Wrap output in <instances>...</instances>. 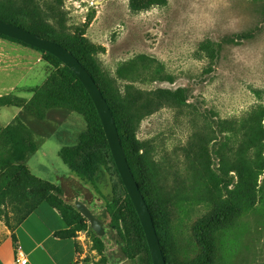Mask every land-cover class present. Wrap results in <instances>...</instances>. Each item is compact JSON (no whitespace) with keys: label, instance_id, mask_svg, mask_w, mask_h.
Instances as JSON below:
<instances>
[{"label":"rangeland","instance_id":"374dc122","mask_svg":"<svg viewBox=\"0 0 264 264\" xmlns=\"http://www.w3.org/2000/svg\"><path fill=\"white\" fill-rule=\"evenodd\" d=\"M134 1L140 0H0V15L83 59L134 149L169 264H264V0H151L160 4L146 9L134 8ZM4 41L31 53L27 67L17 65L25 54L15 49L0 59V68L12 72L7 84L18 86H0V97L29 101L53 76L57 84L64 81L43 54ZM19 109L0 107V132ZM52 119L54 134L39 140L27 165L63 188L72 204L79 193L101 217L103 237L91 227L79 232L84 260L150 264L115 163L98 162L100 194L59 156L62 147L93 136V121L78 113ZM93 152L98 148L86 153ZM244 168L250 174L240 192L238 170ZM38 190L19 169L0 164L1 209L11 231L31 211ZM108 202L123 213V235L110 227ZM222 211L228 219L217 220L207 237L197 231ZM5 230L0 220V243ZM209 245L212 258L205 256Z\"/></svg>","mask_w":264,"mask_h":264},{"label":"trees","instance_id":"16d2710c","mask_svg":"<svg viewBox=\"0 0 264 264\" xmlns=\"http://www.w3.org/2000/svg\"><path fill=\"white\" fill-rule=\"evenodd\" d=\"M167 3L168 0H162V4L165 5ZM155 4H160V3L151 2V0H148L146 2L140 0L138 2L134 1L133 7L136 9H146L149 6ZM0 20L6 21L8 23L26 29L24 25L16 21L14 18L9 19L5 16L0 15ZM30 32L38 34L43 38L49 39L34 31H30ZM0 39L14 42L40 52L41 54H43V58L46 62L52 63L58 68L60 72V77L61 79L64 80L63 82H61V84H57L58 83V79L56 78L57 75L56 77L53 76L54 78L52 80H48L45 85L34 91V94L29 101L20 97H16L13 100H10L11 99L10 96L0 97V107L4 105H9L21 109L15 121L0 132V147L2 148V150L0 151V164L11 168L19 169L38 186L39 190L36 193V195H34L36 201L33 204L31 211L34 210L38 205H41L42 203H47L50 207L56 209L61 214L65 222L71 228L70 230L71 236H74L76 233L90 229V224L88 220H86L76 210L75 204H72V202H70L68 199L65 198V190L63 188L34 176L31 173L30 169L28 168L27 163L30 160V158L39 150L40 147L39 140L49 138L54 134L55 128L54 126H52L50 122L56 123L57 121L52 119V114L56 113L59 116V118L63 120L66 118L67 114L69 113H78L80 115H83L85 118L93 121V130H92L93 136L84 137V139L80 142V144L74 148H70V147L63 148L60 152V157L63 160V162L73 172H75V174L81 180V182L84 183L85 181L88 180L91 183V185H93L95 189H97V191L101 194V190H99V188L96 187V181H95V174L98 170L97 169L98 162L102 160H106L107 158H109L113 164L115 162L113 160L107 139L105 137L102 123L100 121V117L98 115L94 103L92 102L90 96L88 95L82 83L79 81L76 75L60 60H58L56 57H54L49 53L28 46L15 39L3 35H0ZM64 47L67 48L66 46ZM73 54L77 57V59L81 62V64L87 69V71L92 76L91 72L84 64L83 59L77 56L75 53ZM104 96L108 101L112 113L114 115V119L116 121V125L119 131V135L129 165L132 169L136 181L140 186L141 192L144 195L146 202L150 208L153 221L156 226V230L160 239L161 247L167 262V256H166L167 248L161 236V232H160L161 226L159 221L157 220L153 208L149 203V199L145 193V190L143 189L140 183L141 169L139 168L135 160L134 149H132L131 145L129 144L125 136L123 125L116 110L111 105L105 94ZM48 121L50 122L48 123ZM36 127L37 128L39 127L41 131L37 130ZM94 148H98V152H93L92 154L86 153L89 150H94ZM79 157L83 159L82 164H79L77 161ZM238 173L241 180V185H240V192H241L245 190V186L250 172L248 169L244 168L238 170ZM119 179L121 184L123 185L120 176ZM125 195L127 199L128 208L136 222L137 227L140 230V234L144 243V248L149 257V263L153 264L149 247L145 238V234L141 226V222L133 206V203L128 196L126 189H125ZM79 198H80V194L76 193L74 195L75 201L78 200ZM2 205L3 202L0 200V220H3L6 226L9 227L10 224L9 217L8 214L3 213L1 209ZM115 206H116L115 202L112 203L108 202L107 213L111 216L110 227L114 231L118 232L120 235H123V229L121 225V221L123 219V213L119 209L116 210ZM31 211L23 217L21 222L31 213ZM227 217L228 214H226L223 211L221 212V214L216 212L208 219V222L205 225L199 226L197 228V231L200 232V234L207 237L206 233L212 231V229L214 228V223L217 220L219 221L220 219L227 220L228 219ZM98 218L102 220L100 216ZM204 240L206 241L207 244L208 241L207 238ZM97 245L98 247H103L101 240L97 241ZM208 247H209L208 248L209 252H207L208 251L207 250L205 252V256H207V258H212V254H211L212 250L210 249L211 246L209 245ZM129 248H130L129 246H127V248H124L126 254H128ZM167 264L169 263L167 262Z\"/></svg>","mask_w":264,"mask_h":264},{"label":"water","instance_id":"95a60500","mask_svg":"<svg viewBox=\"0 0 264 264\" xmlns=\"http://www.w3.org/2000/svg\"><path fill=\"white\" fill-rule=\"evenodd\" d=\"M0 35L53 55L67 66L82 83L98 112L116 168L141 222L152 263L167 264L150 208L126 157L114 115L94 78L70 50L55 41L2 20H0ZM75 207L88 220L90 227L98 236L103 237L106 234L104 222L82 200H76Z\"/></svg>","mask_w":264,"mask_h":264},{"label":"crops","instance_id":"0c3cea01","mask_svg":"<svg viewBox=\"0 0 264 264\" xmlns=\"http://www.w3.org/2000/svg\"><path fill=\"white\" fill-rule=\"evenodd\" d=\"M0 44L10 47H1L4 53L0 52V59H7L5 54L8 53V56H13L15 49L18 56L21 57L22 54H25L23 57L25 60L20 58L22 62L17 65L28 66L27 54L31 53L30 49L11 47L4 40H0ZM6 71V68H0V86L17 88L18 86L7 84L8 77L12 72L7 73ZM17 76L24 77V74L20 72L17 73ZM20 111L19 109L13 115V121L18 117ZM63 148L65 147L60 149L59 156ZM70 230L71 228L56 209L47 203H42L32 210L13 231L6 226V236L0 243V264H19L16 261L19 252L27 258L26 264H92L84 260L85 254L81 252L79 233L71 236Z\"/></svg>","mask_w":264,"mask_h":264},{"label":"built area","instance_id":"2783aa9c","mask_svg":"<svg viewBox=\"0 0 264 264\" xmlns=\"http://www.w3.org/2000/svg\"><path fill=\"white\" fill-rule=\"evenodd\" d=\"M17 263L19 264H26L28 262L27 258L24 256L23 253L19 252L18 258H17Z\"/></svg>","mask_w":264,"mask_h":264}]
</instances>
